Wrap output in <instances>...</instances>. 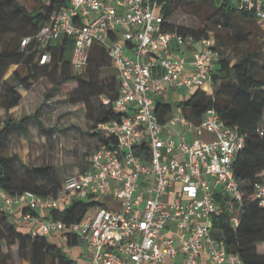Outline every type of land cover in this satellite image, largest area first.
Listing matches in <instances>:
<instances>
[{
	"label": "built area",
	"instance_id": "built-area-1",
	"mask_svg": "<svg viewBox=\"0 0 264 264\" xmlns=\"http://www.w3.org/2000/svg\"><path fill=\"white\" fill-rule=\"evenodd\" d=\"M264 21V0H231ZM168 0H69L53 11L38 31L22 39L41 49L70 39L71 65L83 71L95 44L106 48L120 78L112 104L122 119L101 121L93 131L116 138L108 145L97 140L83 171L69 174L59 195L33 191L12 195L0 186V203L7 212L24 204L31 210L57 209L74 199H94L95 211L80 220L38 219L32 235L62 233L86 247L81 264H151L182 257L184 264H243L213 231L214 217L230 215L233 227L241 221L246 188L236 176L234 161L246 147V134L229 126L215 108L196 122L183 109L161 122L156 99L172 90L212 86L217 58L210 37L163 28ZM50 51L39 55L51 62ZM144 145L138 155L135 148ZM147 152V153H146ZM146 157V159L144 158ZM255 196L264 208V172L255 182ZM110 194L120 209L101 203ZM173 193V197H169ZM220 197L223 199H220ZM31 217V214L28 215ZM206 251L209 263L201 259Z\"/></svg>",
	"mask_w": 264,
	"mask_h": 264
},
{
	"label": "trees",
	"instance_id": "trees-1",
	"mask_svg": "<svg viewBox=\"0 0 264 264\" xmlns=\"http://www.w3.org/2000/svg\"><path fill=\"white\" fill-rule=\"evenodd\" d=\"M183 3L198 7L211 24L227 31L232 30L240 18L253 22L259 28L254 13L238 8L231 0H168L164 9V30L192 33L197 38L209 36L213 30L211 25L189 28L167 20ZM68 4L69 0H34L33 8H30L25 0H0V41L3 45L0 51L1 74L5 75L12 64L26 62L28 65L27 75H21L15 69L9 76L16 78L17 82L5 79L0 100L7 113L4 127L0 130V186L12 195L33 191L43 196H57L64 183L53 165H25L26 174L20 175L16 165L18 162L23 164L22 158L5 150L9 136L28 134L26 125L30 121H37L40 129L47 131L39 111L18 120L12 117L10 110L22 99L17 85L29 89L33 82L45 75L61 87L75 81L77 85L69 91L70 100L82 105L85 115L92 120L93 128L101 121L122 119V113L102 99L104 96L114 99L120 86L116 70L115 74L101 77L103 69L112 66L104 46L95 44L87 68L82 73L73 74L71 59L68 58V50L73 49L70 39L49 44L46 49H41L35 41L25 47L21 45L22 39L35 34L53 11ZM44 50L51 53L49 63L39 61V55ZM212 87L213 93L196 88L190 97L179 101L184 113L199 122L208 109L215 108L227 125L246 134L247 141L246 147L234 161L235 174L246 188L241 221L233 227L229 222L230 215L224 212L214 217L213 231L225 239L229 251L241 255L243 264H264V208L258 204L254 188L264 172V49L253 45L234 56H217L212 72ZM173 111L171 103L156 99V113L161 122L165 123ZM91 135L96 141L101 140L108 145L116 143V138L107 133L92 129ZM144 149V145L135 148L136 153L142 156ZM96 204L94 199H74L69 206L53 209L51 214L54 218L74 222L83 218ZM80 242L74 235L67 244L75 246ZM14 247L20 259L29 261V264H81L65 245L52 241L48 235H32L20 230L12 221L11 214L0 204V264H17Z\"/></svg>",
	"mask_w": 264,
	"mask_h": 264
},
{
	"label": "rangeland",
	"instance_id": "rangeland-1",
	"mask_svg": "<svg viewBox=\"0 0 264 264\" xmlns=\"http://www.w3.org/2000/svg\"><path fill=\"white\" fill-rule=\"evenodd\" d=\"M24 1V0H21ZM28 7L33 8L34 0H25ZM170 23L189 28H198L203 25H211L213 30L209 32L217 47V56H234L251 46L258 45L264 49V21L256 19L255 24L251 21L238 19V24L227 31L223 27H218L207 19L201 10L187 3L181 4L174 10V13L167 19ZM3 45L0 41V51ZM73 50V49H72ZM72 50H68V58H72ZM18 69L21 75H27L28 65L26 62L12 64L5 75L2 76L0 69V100L5 79L9 78L12 72ZM73 74L77 71L73 68ZM82 73V72H81ZM116 71L112 66H106L101 74L106 78ZM86 77L87 75L84 74ZM10 82H17L16 78H9ZM77 85L73 81L67 86L61 87L57 82L51 81L49 76H41L32 83L31 88L27 89L22 85H17V89L22 93L20 103L14 106L10 112L14 119H19L26 114H33L39 111L40 119L47 131L41 130L37 121L27 123L28 134L14 137L9 136L5 150L9 154H18L23 160L17 163L16 168L20 175L26 174V167L39 165H53L61 179L78 171H83L88 166V152L94 148L96 142L91 135L93 129L92 120L84 113L80 103H72L69 91ZM208 91L211 89L208 83L205 84ZM193 90L186 88L172 90V95L177 93L180 101L185 97H190ZM170 99L174 111L182 108L181 103L177 102L174 96H165ZM164 100V96H160ZM7 113L0 104V130L4 127ZM86 247H70L72 255L81 262H87L86 253L79 254ZM14 260L17 264H29V261L20 259L16 248H13ZM81 255L79 257V255ZM184 264V263H183Z\"/></svg>",
	"mask_w": 264,
	"mask_h": 264
},
{
	"label": "crops",
	"instance_id": "crops-1",
	"mask_svg": "<svg viewBox=\"0 0 264 264\" xmlns=\"http://www.w3.org/2000/svg\"><path fill=\"white\" fill-rule=\"evenodd\" d=\"M63 39L58 40L57 42H62ZM56 42V43H57ZM55 43V44H56ZM211 92H214V89L212 86H210ZM169 96H174L176 101L179 102V95H177V93H175L174 95H172V93ZM160 97V96H159ZM158 97V98H159ZM187 98V97H185ZM183 98V99H185ZM160 99V98H159ZM182 99V100H183ZM162 100V99H161ZM165 102L171 103L170 99H166V97L164 96V100ZM172 104V103H171ZM173 193H170L169 197H173ZM73 202V201H72ZM72 202L70 203H63L62 206L60 207V209H64L65 207L69 206ZM101 203L109 206V207H113L115 209H120L121 208V203L119 200H116L112 197V195L105 194L102 196L101 199ZM1 204V203H0ZM96 206L91 207L88 212H93L96 209ZM53 209H39V210H31L30 208L26 207L24 204H18L15 208L14 211L9 212L11 214V219L12 221L15 223V225L22 231L24 232H31V230L37 225V221L38 219H55L53 217V215L51 214V211ZM31 214V217H29L28 215ZM48 237L58 243V244H62L65 245L67 247V249L69 250L70 247L73 246H69L67 244V241L64 240L62 233L60 232H55L51 235H48ZM80 244L75 245L74 247H79ZM79 255V254H78ZM80 256V255H79ZM201 259L207 263H209V259H208V254L206 251H204L201 255ZM151 264H183V258L178 256V257H167L165 258L163 261L159 262V263H151Z\"/></svg>",
	"mask_w": 264,
	"mask_h": 264
},
{
	"label": "bare ground",
	"instance_id": "bare-ground-1",
	"mask_svg": "<svg viewBox=\"0 0 264 264\" xmlns=\"http://www.w3.org/2000/svg\"><path fill=\"white\" fill-rule=\"evenodd\" d=\"M206 84V83H205ZM205 84H204V86H205Z\"/></svg>",
	"mask_w": 264,
	"mask_h": 264
}]
</instances>
